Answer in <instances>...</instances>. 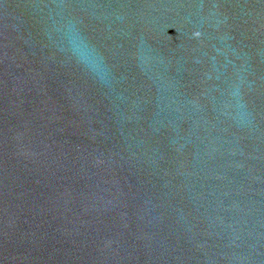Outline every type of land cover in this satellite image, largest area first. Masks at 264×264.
I'll return each mask as SVG.
<instances>
[{
  "label": "water",
  "instance_id": "water-1",
  "mask_svg": "<svg viewBox=\"0 0 264 264\" xmlns=\"http://www.w3.org/2000/svg\"><path fill=\"white\" fill-rule=\"evenodd\" d=\"M0 264H264V0H0Z\"/></svg>",
  "mask_w": 264,
  "mask_h": 264
},
{
  "label": "clouds",
  "instance_id": "clouds-1",
  "mask_svg": "<svg viewBox=\"0 0 264 264\" xmlns=\"http://www.w3.org/2000/svg\"><path fill=\"white\" fill-rule=\"evenodd\" d=\"M86 62L89 64L90 67H93L94 69L97 67L96 58L92 56L91 53H89L88 57L86 58Z\"/></svg>",
  "mask_w": 264,
  "mask_h": 264
}]
</instances>
